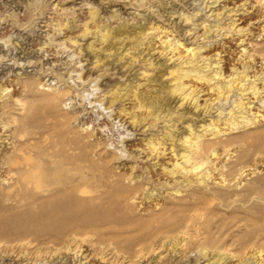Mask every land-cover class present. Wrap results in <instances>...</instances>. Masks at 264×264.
<instances>
[{"label":"rangeland","instance_id":"obj_1","mask_svg":"<svg viewBox=\"0 0 264 264\" xmlns=\"http://www.w3.org/2000/svg\"><path fill=\"white\" fill-rule=\"evenodd\" d=\"M122 25L155 28L137 61L124 55L125 44L109 58L97 50L105 43L96 28ZM204 25L215 26L206 39ZM85 28L91 35L84 37ZM166 36L187 47L206 43L202 55L209 62L222 58L225 76L233 66L250 65L242 83L264 74V0H0V92L8 88L0 98V223L6 225L0 264H215L220 258L216 264H264L263 84L254 82L260 97L234 90L219 101L206 84L190 81L203 90L201 106L178 107L172 97L161 116L173 114L164 122L134 124L123 109L139 120L147 115L134 109V87L142 84L137 92L145 93L170 85L161 75L177 61L162 52ZM91 42L98 52L87 49ZM143 57L160 68L152 70ZM114 87L129 100L110 104ZM49 90L66 93L42 101ZM13 93L30 108L27 116L10 110ZM241 98L252 121L230 131L225 119ZM205 102L214 105L210 112L203 111ZM189 125L215 148L201 184L195 173L170 174L177 158L172 138L182 152ZM214 128L221 130L217 137ZM15 157L19 165L5 164ZM40 173L49 190L42 195L35 184ZM24 177L27 190L16 192ZM61 192L68 195L63 201ZM45 199L62 207L85 201L98 219L80 231L55 215L49 229L33 210ZM81 234L87 236L73 239Z\"/></svg>","mask_w":264,"mask_h":264},{"label":"bare ground","instance_id":"obj_2","mask_svg":"<svg viewBox=\"0 0 264 264\" xmlns=\"http://www.w3.org/2000/svg\"><path fill=\"white\" fill-rule=\"evenodd\" d=\"M92 15L93 17H95L94 13H92ZM190 19L191 18L187 15L184 17V20L186 22H189ZM204 27H205V31L203 32V36L206 39V38H209L208 34L212 31L213 27L215 26L212 27V26L204 25ZM96 29H97L96 31L92 30L93 33L95 31V34H97L98 38L100 39V43H102L103 45L105 43L104 47H102L101 49H97L99 52L101 53L107 52L108 58H109L113 56L117 52V50H119L120 48H123L125 44V47L123 49V51L125 52L124 55L125 56L131 55L132 62L137 61V59H140L141 54L144 52V51L139 50L140 49L139 47L145 44L144 41L147 40L148 36L151 34L149 32L151 30L152 31L154 30L155 32L154 27L146 28L143 26H141L140 28L138 27L136 29L134 28L129 29V28L124 27L123 25L118 26L115 29L108 28L107 26H103L101 28L99 27ZM137 29H140L141 31H137ZM89 30L91 29H86V28L84 29V37H86V35L87 36L91 35ZM239 31L240 30H237V32ZM125 42H128V43H125ZM160 43L163 49L162 52L166 51L168 56H170L168 57L169 58L168 61L172 60L174 61V63L177 61V63L175 64L173 63L174 65L172 67H167V70H165V73L163 74L161 73L162 77L165 76V74L169 77L168 79H169L170 85L167 86V85L160 84L159 86L157 85L153 86L151 83L150 85L153 86L152 89L151 90L149 89V92L143 91L145 93L137 92V88L142 86V84H138L134 87L135 88V91L133 90L134 91L133 97L135 101L134 109H137L139 111L140 110L144 111L145 114H147L143 118H141V120H139L137 118V115L131 114V112H126V110L123 109L122 111L125 112V115L126 114L131 115L130 119L132 120L131 122L134 124L141 123L143 120H146L147 118H150L155 122L156 121L164 122L165 121L164 118L165 117L167 118V116L171 114L172 112H169L168 110L165 116L164 115L161 116V113H163V110L166 108V106L169 103L170 98L172 97L178 98L180 102L178 107H181L183 104H187V103L191 104V106H193L194 109L201 106L202 104H199L198 101L200 99L199 94L203 90H199L198 88L193 87V85L189 83L190 81L206 84L208 86V90H210L211 92L215 94L214 100L217 99L219 101L227 100L229 98L228 97L229 94L234 90L239 92L238 94L241 97L243 95H247V92H250L249 94H252L253 96L260 97L261 88H257L255 86L254 82L256 80H260V83L263 84L262 92H264V74L262 75V77H258L252 82H249L248 84L242 83L243 81L247 82V80L250 78L247 73L251 67L250 65L246 63H242L239 67L233 66L231 69V73L225 76L222 65L220 64L222 62V58L220 59L218 57L213 62H209L210 61L209 58L207 56L202 55L201 50L206 47V43L202 44L201 46H196V47L188 46L187 47L184 45V43H181L179 39H176L175 37L170 39L169 36H166L165 39L161 40ZM116 45H119L118 46L119 48L116 47L117 49L113 51ZM95 46L91 42L90 44H88L87 49L90 50L91 52H96L97 50L95 49ZM127 46H129V48H126ZM183 48H186L185 57L182 56L181 54V50ZM137 50H139L138 53L136 52ZM256 51L258 50L256 49ZM252 55L249 54L248 56L251 57ZM95 57L97 58L98 56H95ZM121 59H123V54L120 58H117V61H120ZM100 60L101 59L98 58L97 62H100ZM142 61L145 62L147 66H150L152 70H156V68L158 67L160 68L159 65L155 66L156 63H154L151 58L143 57ZM212 64H213V67H212ZM150 81L152 82L153 79H149V83ZM24 87L27 88L26 86ZM1 90L2 91L0 92V98H2L3 92H7L8 88L3 87L1 88ZM110 92H111L110 94L111 99L109 101L110 104H113L116 101L124 102L125 100H129V98H126V99L124 98L126 97L127 93L120 92L119 88L112 89L110 90ZM65 93L66 91L49 90L47 93L44 94V98L42 101L55 102L56 100H59L62 96H64ZM13 95L14 93L10 94L8 97L9 104L13 106V108L12 109L10 108V110L12 111L16 110L15 112L19 111L20 114L24 113L23 116H27V114L30 111V108L26 107L25 104L21 103V100L19 101L18 97L15 98ZM5 103H7V101ZM247 105H249V103L243 102L241 98L240 100L236 102V105L234 107V108H237L236 112L233 111L232 109L228 112V114H230L231 117L229 119L226 118L225 121H226V124H228V129L230 131H233L234 129L239 128V126L242 124H248L249 122L252 121L248 117V114H247V112H249V110L247 109ZM202 107H203L202 108L203 111L207 113V112H210L211 109H213L214 105L212 106V104L210 103L207 104V102H205ZM7 108L9 109L8 106ZM10 110H7V111L3 110L2 113L10 112ZM6 114H9L10 116L12 115L11 113H6ZM222 114H223L222 111L218 113L219 116H221ZM171 115L169 116L171 117ZM9 124L10 123H7L5 127L9 126ZM188 129L190 133L182 137V146H183L182 152H179V153L175 152V149H174L175 139L172 138L170 150L173 153V157H177V158H176V161L172 165L173 167L170 170V174L171 175H175V174L181 175L182 174V176L183 175L187 176L188 174L195 173L197 182L201 184V182L204 181V178H207L209 176L208 171L210 167V162L212 164V161L211 160L209 161L208 156L209 157L210 155L214 156L215 148L212 142H210L208 139L205 140L202 138L203 136L202 134L195 133L190 125L188 126ZM220 133H221V130L218 128L216 129L214 128V131L212 132V134H215L216 137L219 136L218 134ZM168 136H171V135H168ZM148 143L151 145L152 149H155L156 146L153 145L152 142H148ZM158 144H162V143L159 142ZM161 152H163V150ZM161 152H159V154H161ZM5 164L11 168L12 166L19 165L20 160L18 157H15V158L8 160ZM204 164L206 166L204 169H202ZM199 169H202V170H200L199 172ZM43 177H44L43 174L40 173V175L37 177L36 182H35V184H37L36 189H38L40 195H42L44 192L49 193V190H47L48 187L45 184L46 182L42 180ZM188 177L190 178V176ZM188 177L187 178L184 177V181H186L187 185H190L192 184V181H191L192 179L190 180ZM29 180L30 179L28 177L17 179L16 184L18 185V188L16 189V192H20V190L21 191L27 190L28 184L26 183ZM37 193L34 196L37 199L42 198ZM66 196H68L67 193L61 192L60 195L57 196V199L60 200L61 198L60 201H63L66 198ZM60 204L61 203L59 202L55 203V201L53 200L45 199L40 204L38 205L36 204L34 206L35 209L33 208V210L35 211V213L36 212L40 213L38 220H40L43 223H46L49 229L52 227V224H53V221L51 219H53L54 218L53 216L55 215H58L55 217L56 219L60 221V223H70L74 227V229L78 228L80 231H81L80 228L90 226L93 222L97 221L98 219L95 213L93 214L91 213V211L90 212L87 211L88 210L87 203L85 201H82V202L77 201V202L68 204V206L65 204L63 207H62V204L61 205ZM0 224H1L0 226H6L5 224H2V223ZM84 236L86 237L87 235L81 234L80 236L73 237V239L79 240V238L82 239ZM220 260H223V258H220L219 260H217L215 264L220 262Z\"/></svg>","mask_w":264,"mask_h":264}]
</instances>
